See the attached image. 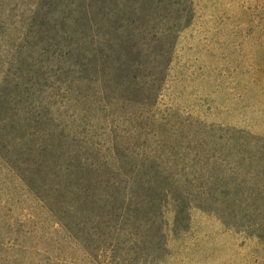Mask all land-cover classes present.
<instances>
[{
    "label": "rangeland",
    "instance_id": "1",
    "mask_svg": "<svg viewBox=\"0 0 264 264\" xmlns=\"http://www.w3.org/2000/svg\"><path fill=\"white\" fill-rule=\"evenodd\" d=\"M258 2L0 0V264H264Z\"/></svg>",
    "mask_w": 264,
    "mask_h": 264
},
{
    "label": "trees",
    "instance_id": "2",
    "mask_svg": "<svg viewBox=\"0 0 264 264\" xmlns=\"http://www.w3.org/2000/svg\"><path fill=\"white\" fill-rule=\"evenodd\" d=\"M42 2L43 3H48V5H50L49 7L50 8H55V5L54 4H52V2H54L55 3V0H42ZM50 2V3H49ZM56 8H57V6H56ZM103 7H96V9L93 11V13H92V15L93 14H96V12H97V10H99L100 12H99V14H102L104 11H103ZM78 10H79V14H78V16L79 17H83V18H86V17H89V19H93V18H97V17H95V16H91V14L89 13V15H88V13L85 11L86 10V8H85V6H78ZM254 10H256V12H254ZM39 14V13H38ZM111 17L112 16H114L115 14H116V12L115 11H112L111 13ZM40 15V14H39ZM248 18H247V21H249V22H253V21H256V16H257V22H258V24H260V25H262V26H264V0H260V2H258V6L256 7V6H253V8H252V11L248 14ZM111 17H109V18H111ZM46 21V20H45ZM238 21H242V20H238ZM47 22V21H46ZM237 23H240V22H237ZM71 25V24H70ZM47 27V32H48V34L50 33L49 32V27L48 26H46ZM113 30H115L116 31V29L115 28H113ZM48 34H45L44 36H46V35H48ZM51 34H49V36H50ZM41 36V35H40ZM42 37V36H41ZM115 59V63H116V58H114ZM97 61V60H96ZM103 62H104V65H111L112 66V68H113V70H114V68H116V64L115 63H113V60L112 59H110V60H107V59H104L103 60ZM95 64V61H93L91 64H86V62H84L83 64H82V66H83V68L84 69H88V67L89 68H91V67H97L98 65H94ZM129 65V60L127 61V60H120L119 61V65H118V68H121V74H128V73H126V69L129 67L128 66ZM128 71V70H127Z\"/></svg>",
    "mask_w": 264,
    "mask_h": 264
}]
</instances>
